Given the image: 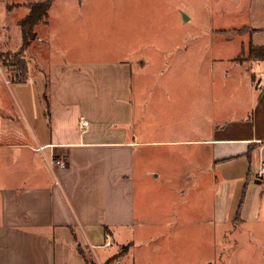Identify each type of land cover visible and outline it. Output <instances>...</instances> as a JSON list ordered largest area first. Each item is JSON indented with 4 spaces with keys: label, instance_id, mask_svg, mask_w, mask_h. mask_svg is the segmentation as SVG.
Segmentation results:
<instances>
[{
    "label": "crops",
    "instance_id": "1",
    "mask_svg": "<svg viewBox=\"0 0 264 264\" xmlns=\"http://www.w3.org/2000/svg\"><path fill=\"white\" fill-rule=\"evenodd\" d=\"M212 5L208 33L221 42L219 55L228 56L225 49L232 58L245 54L254 69H236L231 82L229 72L217 79L189 122L187 67L135 66L126 59L103 70L90 63L53 65L43 111L49 132L32 134L30 144L13 147L19 151L9 159L0 157V264H87L79 244L103 264L114 254L105 248L116 244L129 246L120 264H188L186 258L177 263L171 245L177 236L186 240L188 218L172 211L162 216L152 207L159 197L150 195L160 185L185 194L188 167L200 172L197 179L211 177L215 227L228 220L242 185L244 205L237 214L244 222L260 219L264 0H212ZM243 27L247 35L238 32ZM228 37L231 44L224 43ZM82 118L89 121L85 130ZM58 159L64 167L55 164ZM166 240L170 244L162 246Z\"/></svg>",
    "mask_w": 264,
    "mask_h": 264
},
{
    "label": "rangeland",
    "instance_id": "2",
    "mask_svg": "<svg viewBox=\"0 0 264 264\" xmlns=\"http://www.w3.org/2000/svg\"><path fill=\"white\" fill-rule=\"evenodd\" d=\"M33 1L39 0H0L1 158L9 159L12 151H19L13 147L30 144L32 134L49 132V117L47 113L43 116V111H47L45 101L50 98L53 87L51 68L56 63L65 68L90 63L95 69L103 70L115 61L126 59L135 66L161 68L171 63L175 69L187 67L188 122L199 108L197 102L215 88L219 79L224 80L225 73H230L227 82H231L232 74L239 72L236 69H254L253 61L244 57L245 54L232 58L231 50L225 49L228 56L219 55L221 42L211 39L208 33V22L213 20L211 12L215 10L212 0H53L47 22L36 25L38 36L24 52L29 68L21 79L20 71L5 65L3 57L20 49L23 37L18 21L28 12L27 3ZM238 32L247 35L250 31L243 27ZM232 42L230 37L224 41L225 44ZM187 43L185 54L183 47ZM256 80L257 86L261 82ZM81 96L87 99V92L82 90ZM5 168L8 169V165ZM1 169L0 164V190ZM199 174L188 167V187H182L186 189L185 194L167 185L150 188V195L160 199L152 207L160 208L162 216L172 211V216L188 218L186 240L183 241V235L171 241L177 263L186 258L188 264H264V204L258 221H242L237 214L244 205V202L240 205L242 185L243 189L230 207L228 220L215 227L211 177L207 174L204 179H197ZM1 210L0 197V214ZM168 244L166 240L162 246ZM183 245H186L185 250L181 248ZM125 246L128 245L105 248L114 254L104 264H120L126 255ZM84 249L96 264H103L90 248ZM97 251L100 253L99 249ZM172 253L173 250L169 255Z\"/></svg>",
    "mask_w": 264,
    "mask_h": 264
},
{
    "label": "trees",
    "instance_id": "3",
    "mask_svg": "<svg viewBox=\"0 0 264 264\" xmlns=\"http://www.w3.org/2000/svg\"><path fill=\"white\" fill-rule=\"evenodd\" d=\"M52 2L53 0H39L27 3L28 12L18 21V25L21 29L23 37L22 45L20 49L13 55L3 57V62L5 65L20 71L21 79L25 78L28 72L27 63L23 58L24 52L26 51L31 40H35L38 36L37 32L35 31L36 25L40 22H47L49 17V9L52 5ZM255 52H257L259 55L262 54V50L254 49L253 53L255 54ZM128 247L129 246L123 247L124 253L125 250L126 252L128 251ZM78 251L82 254L87 264L95 263L80 244L78 245Z\"/></svg>",
    "mask_w": 264,
    "mask_h": 264
},
{
    "label": "built area",
    "instance_id": "4",
    "mask_svg": "<svg viewBox=\"0 0 264 264\" xmlns=\"http://www.w3.org/2000/svg\"><path fill=\"white\" fill-rule=\"evenodd\" d=\"M80 128L82 130H85V128L89 125V121L86 120V119H81L80 120ZM55 164L58 166V167H64L65 166V163H64V160L63 159H58L55 161ZM257 177L260 178V179H263L264 178V161H262L260 163V166H259V169H258V172H257ZM107 241L105 242L106 245H110L111 244V240L109 238V236H107Z\"/></svg>",
    "mask_w": 264,
    "mask_h": 264
},
{
    "label": "water",
    "instance_id": "5",
    "mask_svg": "<svg viewBox=\"0 0 264 264\" xmlns=\"http://www.w3.org/2000/svg\"><path fill=\"white\" fill-rule=\"evenodd\" d=\"M186 19H187V16H186Z\"/></svg>",
    "mask_w": 264,
    "mask_h": 264
}]
</instances>
